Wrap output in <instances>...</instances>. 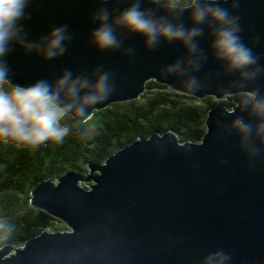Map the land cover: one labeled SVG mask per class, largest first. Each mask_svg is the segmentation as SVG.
Listing matches in <instances>:
<instances>
[{"label": "water", "instance_id": "1", "mask_svg": "<svg viewBox=\"0 0 264 264\" xmlns=\"http://www.w3.org/2000/svg\"><path fill=\"white\" fill-rule=\"evenodd\" d=\"M125 2L107 0L103 6L116 9ZM101 3L29 0L21 21L28 37L39 40L62 28L63 52L45 59L13 47L4 57L6 82L27 86L39 79L51 82L65 71L90 80L108 73L112 93L85 117H75L79 123L111 103L137 99L149 80L198 99L233 96L234 104L207 110L198 142H181L172 130L153 132L103 163H89L85 173L72 169L39 181L30 190V205L66 229L45 228L23 245L0 246V264H200L213 250L226 254L227 264H264V153L246 156L222 134L223 125L243 114L238 81L211 59L204 35L197 40L200 68L184 75L161 72L184 56L175 43L148 49L139 37L118 31L119 48L97 50L88 39L94 27L89 17ZM221 6L237 17L241 39L261 68L246 86L264 94V0H227ZM189 76L196 80L192 93L184 91ZM91 181L89 189L80 184Z\"/></svg>", "mask_w": 264, "mask_h": 264}, {"label": "clouds", "instance_id": "2", "mask_svg": "<svg viewBox=\"0 0 264 264\" xmlns=\"http://www.w3.org/2000/svg\"><path fill=\"white\" fill-rule=\"evenodd\" d=\"M28 2L0 0V83L9 80L4 57L13 47L36 52L45 59L63 52L66 37L62 28L51 30L39 40L28 37L21 24ZM106 2L102 0L90 14L89 21L94 25L88 34L90 44L97 50H115L121 44L118 31L139 37L148 49L159 43H175L183 49L184 56L165 65L162 74L198 71L203 56L197 40L206 36L211 59L226 74L233 75L243 90V114L223 125L222 134L234 139L246 156L264 153V94L246 86L260 75L261 68L252 49L241 39L237 17L221 6L227 0H126L116 9L104 7ZM195 89L196 80L189 76L184 91L192 93ZM112 91L106 72L90 80L65 71L51 82L39 79L27 86L0 88V142L20 147H35L46 141L59 143L69 135L72 125L67 120L74 123L75 117H85ZM228 114L232 115L231 109ZM227 261L226 254L213 250L202 256L200 264Z\"/></svg>", "mask_w": 264, "mask_h": 264}, {"label": "trees", "instance_id": "3", "mask_svg": "<svg viewBox=\"0 0 264 264\" xmlns=\"http://www.w3.org/2000/svg\"><path fill=\"white\" fill-rule=\"evenodd\" d=\"M138 99L114 102L79 123L59 143L46 141L35 147L0 142V246L23 245L43 229L61 231L66 225L30 205V190L41 180L57 179L68 170L87 172L88 164L105 159L140 137L172 130L179 141H200L207 110L233 106V96L223 100L198 99L149 80ZM7 82L0 88H11ZM84 187V186H83Z\"/></svg>", "mask_w": 264, "mask_h": 264}, {"label": "rangeland", "instance_id": "4", "mask_svg": "<svg viewBox=\"0 0 264 264\" xmlns=\"http://www.w3.org/2000/svg\"><path fill=\"white\" fill-rule=\"evenodd\" d=\"M139 97H140V96H139ZM139 97H138V98H139ZM138 98H137V99H138ZM213 99H214V98H213ZM214 100H215V99H214ZM80 184H81L82 186H84V188L89 189L90 187H89L88 185H91V184H92V181H91V182H88V183H82V182H81Z\"/></svg>", "mask_w": 264, "mask_h": 264}]
</instances>
